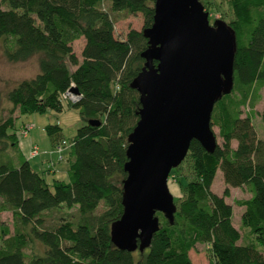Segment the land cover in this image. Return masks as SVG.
I'll return each instance as SVG.
<instances>
[{"label":"trees","instance_id":"1","mask_svg":"<svg viewBox=\"0 0 264 264\" xmlns=\"http://www.w3.org/2000/svg\"><path fill=\"white\" fill-rule=\"evenodd\" d=\"M155 1H0L4 57L12 64L37 58L39 67L34 78L7 93L13 109L0 118V215L13 218V233L0 227L9 237L0 244V264H191L189 251L197 244L208 246L212 264H264V137L253 124L264 88V0H227L237 47L233 90L211 115L221 145L209 154L191 142L186 158L193 178L180 183L173 223L158 213L160 228L143 252L120 251L111 243L110 226L122 215L127 138L139 119V95L130 84L144 66L142 32L152 26ZM115 14L140 15L142 30L116 39ZM82 40L77 55L75 45ZM73 88L81 99L66 102L83 125L68 149V180L50 185L29 161L19 156L15 162L8 154L19 143L14 114L61 113L63 96ZM2 100L0 92V114ZM259 118L264 131V107ZM46 132L58 141L62 129L48 126ZM217 171L225 185L221 196L211 191ZM230 188H245L250 195L237 202L246 243L225 202ZM62 210L59 222L49 226V215Z\"/></svg>","mask_w":264,"mask_h":264},{"label":"water","instance_id":"2","mask_svg":"<svg viewBox=\"0 0 264 264\" xmlns=\"http://www.w3.org/2000/svg\"><path fill=\"white\" fill-rule=\"evenodd\" d=\"M142 34L144 66L130 84L139 95V119L127 138L122 215L110 226L111 243L128 253L150 246L160 228L158 213L173 223L176 206L167 182L191 142L214 152L211 115L233 90L237 47L232 27L220 20L211 25L199 0H156L152 26Z\"/></svg>","mask_w":264,"mask_h":264},{"label":"rangeland","instance_id":"3","mask_svg":"<svg viewBox=\"0 0 264 264\" xmlns=\"http://www.w3.org/2000/svg\"><path fill=\"white\" fill-rule=\"evenodd\" d=\"M199 2L203 6L204 11L209 14V23L211 25L216 20H220L228 24L232 19V13L227 0H199ZM114 18L116 19L114 24V36L116 39H125L126 34L130 30H142L143 19L140 15L127 16L123 14H115ZM75 48L77 55H80L82 50V43H77L75 45ZM38 72L39 67L37 58H33L32 60L25 63L12 64L6 60L3 54V50L0 47V92L2 93L3 97L2 112L0 114V118L9 117L10 110L13 109L12 104L7 100V93L11 91L15 86H17V84H19L21 81L34 78L38 74ZM259 97L260 100L253 109L255 117L253 124L257 134L261 137H264L262 122L259 118V114L264 107V88L259 91ZM62 105L63 110L61 113L49 111L46 114L42 115L31 114L19 116V112L16 111L14 117H19L16 122V133L18 134L20 139L19 143L24 140V138L20 136L22 128L24 126L30 125L33 126V130L30 132L28 139H33L35 141L34 145H37L41 152H50L52 151V140L47 134L46 129L48 126H59L62 129V133L57 136V138L62 142H67V144L69 145L75 139L77 132L79 128L82 127L83 123L81 121L79 112L74 109L72 105H70L66 101H63ZM212 130L216 135V143L218 145H221V139L218 137L217 128L213 127ZM235 144L236 143H233L232 147L235 146ZM8 154L14 157L13 159L15 162L20 161L15 149L10 148ZM67 156L68 150L64 152L63 156H60L58 154H54L52 156L47 155V159L46 155H42V158L30 162L32 168L36 172L42 174L45 177L47 183L52 185L55 179L60 181L68 180L69 164L66 162ZM46 160H48V163L45 162ZM44 164H46L47 167L39 168V166H43ZM54 168L57 171H52L54 170ZM47 169L50 170L48 175H55V178H53L52 176H46L47 174L45 173V171ZM176 169L172 170L171 177L167 182L168 190L173 196L174 200L182 198L180 183L185 186L186 180L193 178L191 164L188 161V158H185V160ZM224 189L225 185L223 183L222 174L220 173V171H217L215 179L211 186V191L214 194L221 196ZM229 194L230 195L225 199V202L231 206L233 211L232 224L240 232L242 241L246 243L249 241V237L246 230L244 228L242 229L240 224L243 209L237 206V202L248 199L250 195L245 188H230ZM99 211H101V209ZM61 213L64 214L65 210H62V212L60 213L56 212L49 215L47 224L49 226L56 225L59 222L58 217ZM72 213L76 214V211H72ZM1 226L9 228L11 233H13V218L11 213H3L0 215V227ZM3 236L4 234L0 229V244L2 245L5 243L4 240H7L9 238ZM189 258L191 264H212L213 262L211 254L208 250V246L204 244L195 245L194 249L189 251Z\"/></svg>","mask_w":264,"mask_h":264},{"label":"built area","instance_id":"4","mask_svg":"<svg viewBox=\"0 0 264 264\" xmlns=\"http://www.w3.org/2000/svg\"><path fill=\"white\" fill-rule=\"evenodd\" d=\"M63 99L65 101L71 102L73 104H76L80 101L81 99V95L80 94H76L74 92H72V90H70L68 93H66L63 96ZM33 130V126L27 125L24 126L21 130L20 136L22 138H27L30 134V132ZM71 147V143L68 145L67 142L63 141L61 144L57 145L52 151L47 152V151H43L41 152L40 149L37 146H34L30 153H29V158L28 159H35L37 157H40L42 155H54V154H58L60 156H63L64 152L66 150H68ZM62 159V158H61ZM60 159V160H61ZM54 167V166H53Z\"/></svg>","mask_w":264,"mask_h":264},{"label":"crops","instance_id":"5","mask_svg":"<svg viewBox=\"0 0 264 264\" xmlns=\"http://www.w3.org/2000/svg\"><path fill=\"white\" fill-rule=\"evenodd\" d=\"M78 43H82V49H83V47H84V41L82 40V41H79ZM81 52H82V50H81ZM81 54V53H80ZM20 140V139H19ZM60 140H58V141H52V150L57 146V144L56 143H58ZM35 144V141L33 140V139H28V137L27 138H24V140L22 141V142H20V143H18V146H17V150H16V152H17V154H18V156H20L23 160H25V161H29V163L31 164V162L30 161H35V160H38V159H40V158H42V156H40V157H37V158H35V159H28L29 158V153H30V151H31V149L34 147V146H37V145H34ZM38 147V146H37ZM70 152H68V156H67V158H66V162L69 164L70 162H69V160H70V154H69ZM46 158H47V156H46ZM45 158V159H46ZM48 159V158H47ZM48 160H46L45 162L46 163H48L47 162ZM50 161V160H49ZM39 164V163H38ZM44 167H47V165L46 164H44L43 166H39V168H44ZM55 167V166H54ZM48 170V171H47ZM46 171H45V173L47 174L46 176H52L53 178H55V175H48V173H49V169H47ZM69 170V169H68ZM52 171H57V170H55V168H54V170H52ZM53 172V173H54ZM52 173V174H53ZM56 180V179H55Z\"/></svg>","mask_w":264,"mask_h":264}]
</instances>
